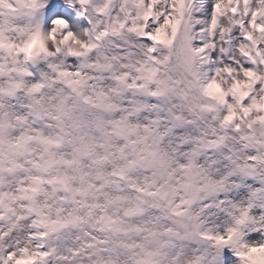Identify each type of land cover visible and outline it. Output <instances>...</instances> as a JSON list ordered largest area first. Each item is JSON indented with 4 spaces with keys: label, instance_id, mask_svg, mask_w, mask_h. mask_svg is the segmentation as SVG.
<instances>
[{
    "label": "clouds",
    "instance_id": "9594fccd",
    "mask_svg": "<svg viewBox=\"0 0 264 264\" xmlns=\"http://www.w3.org/2000/svg\"><path fill=\"white\" fill-rule=\"evenodd\" d=\"M0 264H264V0H0Z\"/></svg>",
    "mask_w": 264,
    "mask_h": 264
}]
</instances>
